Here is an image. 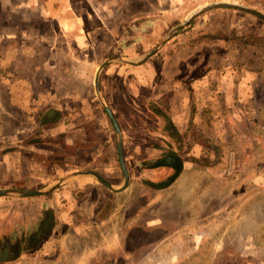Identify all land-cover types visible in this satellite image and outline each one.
<instances>
[{"label": "rangeland", "instance_id": "obj_1", "mask_svg": "<svg viewBox=\"0 0 264 264\" xmlns=\"http://www.w3.org/2000/svg\"><path fill=\"white\" fill-rule=\"evenodd\" d=\"M217 3L264 15V0H0V157L32 138L39 190L76 171L120 188L94 89L107 62L129 179L117 195L86 177L30 199L52 208V235L0 264H264V21L208 8L162 43ZM168 155L173 180L156 166Z\"/></svg>", "mask_w": 264, "mask_h": 264}, {"label": "crops", "instance_id": "obj_2", "mask_svg": "<svg viewBox=\"0 0 264 264\" xmlns=\"http://www.w3.org/2000/svg\"><path fill=\"white\" fill-rule=\"evenodd\" d=\"M0 12H1V10H0ZM0 15H1V13H0ZM8 29H9V31L13 30L11 28H8ZM8 29L6 28V30H8ZM3 30H5V28H3ZM36 143L37 142H33V143L27 145L26 147H24V150H29V151H23V149H22V150H17V152H14V151L13 152H6L2 158L0 157V165L2 164V167L0 168V187L1 188L2 187L3 188L9 187V189H11L10 187L19 186L20 187L19 190H11V191H20V192H22V191L23 192L39 191V187H38L39 181H38V177H37V161H38V159H41V158L46 159L45 158L46 156H43L42 152H41V155L39 156ZM33 151L37 152V153H33ZM36 154H38V155H36ZM12 156H14V158L16 159V163H15L17 165L16 167L14 165H13V167H11L12 163L15 162L14 160L11 161ZM76 172H78V171H76ZM76 172H74V173H76ZM50 173H51V171H50ZM74 173L68 174L67 177L74 174ZM86 177L89 178L90 176H73V177L69 178L67 181H69L73 178L79 179V178H86ZM63 179H64V177L62 178V180ZM103 179H105V178H103ZM107 182L109 183V181H107ZM65 183H66V181H64L61 184V186H63V184H65ZM26 184H27V186H26ZM48 184H49V186H51L55 183L51 182ZM28 185L29 186L34 185V186L28 187ZM23 187H25V190H20V189H23ZM57 189L58 188L53 189L49 193H53ZM110 192L112 194L117 195L119 193H122L123 191L119 192V193H114L112 191H110ZM39 196L40 195L17 196L18 197L17 199H12L11 201H3L2 203H0V206L5 204L6 208L3 210H0V220H2V218L17 219L19 216H21V218H23L24 220H28V219L31 220L32 217L30 216V214L32 213V211L35 215H36V213H38L39 204H37L36 201L30 200V199L37 198ZM4 198H8V197L0 196V200L1 199L5 200ZM11 207H13L14 210ZM11 210H13V211L10 212ZM159 230H160V228H159ZM111 248L112 247H109L106 250L111 249ZM86 263H87V261H86Z\"/></svg>", "mask_w": 264, "mask_h": 264}, {"label": "flooded vegetation", "instance_id": "obj_3", "mask_svg": "<svg viewBox=\"0 0 264 264\" xmlns=\"http://www.w3.org/2000/svg\"><path fill=\"white\" fill-rule=\"evenodd\" d=\"M53 115L55 116L52 113L47 114L42 122L52 121L50 119ZM18 140L20 143L14 147V152L36 142L32 138L25 139V137H18ZM19 188V186H13L9 191L19 190ZM20 190H25V188ZM34 215L32 211L31 220H24L21 216L17 219L2 218L0 220V257H3V262L18 259L22 255L33 252L40 248L43 242L52 235L56 224V217L52 208L46 202H42L39 204L38 213Z\"/></svg>", "mask_w": 264, "mask_h": 264}, {"label": "water", "instance_id": "obj_4", "mask_svg": "<svg viewBox=\"0 0 264 264\" xmlns=\"http://www.w3.org/2000/svg\"><path fill=\"white\" fill-rule=\"evenodd\" d=\"M208 8H223V9H231V10H237L243 13H247L249 15H252L256 18L261 19L262 21H264V15L249 9L247 7H243L240 5H236V4H230V3H217V4H211L205 7H202L200 9H198L197 11H195L194 13H192L183 23L179 24L178 26H176L172 31H170L166 38L162 41V43L169 38L173 33H175L176 31H178L179 29H181L183 26H185L195 15L203 12L205 9ZM155 53V50H152L148 55H151ZM145 58H142L140 61L134 63V62H128V61H122L130 66H138L140 63L143 62ZM107 65V62L103 63L98 70L96 71V75H95V79H94V89H95V93L97 95L98 100L100 101L113 129L114 132L116 134V138H117V142H116V152H117V159H118V163H119V167L123 176V184L120 188L115 189L113 188L105 179H103L99 174L95 173V172H86V171H79L76 172L66 178H64L63 180L49 186L46 189L43 190H39V191H33V192H20V191H0V196H6V195H17V196H35V195H41V194H45L50 192L53 189H56L57 187L61 186V184L64 181H67L69 178L73 177V176H90L93 177L98 183H100L101 185L105 186L107 189H109L110 191L114 192V193H119L122 192L128 185V173L124 164V160H123V154H122V138H121V132L119 129V126L112 114V112L110 111V109L105 105V103L103 102V99L101 97L100 94V90H99V75L100 72L103 70V68ZM156 166H167V167H171L174 170V175L171 177V180H173L176 176L179 175V173L182 170V162L180 161V159L175 156V155H168L165 156L164 158L160 159L157 163ZM3 257H0V262H3Z\"/></svg>", "mask_w": 264, "mask_h": 264}, {"label": "trees", "instance_id": "obj_5", "mask_svg": "<svg viewBox=\"0 0 264 264\" xmlns=\"http://www.w3.org/2000/svg\"><path fill=\"white\" fill-rule=\"evenodd\" d=\"M243 41H246L245 39H243Z\"/></svg>", "mask_w": 264, "mask_h": 264}]
</instances>
